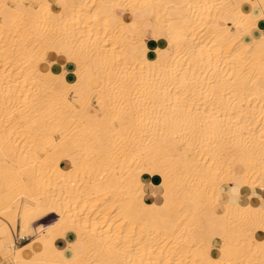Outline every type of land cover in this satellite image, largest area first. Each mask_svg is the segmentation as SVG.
<instances>
[{
	"label": "bare ground",
	"instance_id": "obj_1",
	"mask_svg": "<svg viewBox=\"0 0 264 264\" xmlns=\"http://www.w3.org/2000/svg\"><path fill=\"white\" fill-rule=\"evenodd\" d=\"M260 23L264 0H0V264H264Z\"/></svg>",
	"mask_w": 264,
	"mask_h": 264
},
{
	"label": "crops",
	"instance_id": "obj_2",
	"mask_svg": "<svg viewBox=\"0 0 264 264\" xmlns=\"http://www.w3.org/2000/svg\"><path fill=\"white\" fill-rule=\"evenodd\" d=\"M52 1L55 2V0H52ZM8 5H9V4H8ZM118 12H119V13H123L124 11H123L121 8H119V9H118ZM125 16H126V17H129V15L126 14V13H125ZM263 27H264V23H260V28L262 29ZM152 35H153L152 29H151L150 27H148V36H152ZM147 42H148V39H145L143 43H144V44H147ZM73 68H74V65H73V64H70V63L65 62L64 66H61V68H60V72L71 71ZM26 240H27V239L19 238V239L17 240V243L22 244V243H24ZM74 240H75V234L72 233V232H69V233L66 234V236H65L64 238H59V239L57 240L56 244H57L59 247H61L62 249H67V248H68V242H69V241H74ZM212 242H213L214 244H217L219 241H218L217 239H214V238H213V239H212ZM213 249H214V252L216 253V251H215V246H213Z\"/></svg>",
	"mask_w": 264,
	"mask_h": 264
},
{
	"label": "rangeland",
	"instance_id": "obj_3",
	"mask_svg": "<svg viewBox=\"0 0 264 264\" xmlns=\"http://www.w3.org/2000/svg\"><path fill=\"white\" fill-rule=\"evenodd\" d=\"M33 4L36 5L37 3H33ZM220 22H224V23H226V20H225L224 18H223V19L221 18V19H220ZM93 100H94V97H93ZM101 113H102L101 111H98V114H99V115H101ZM256 181H257V180H256ZM175 217L177 218V217H179V215H178L177 213H175ZM46 219H47V220H46ZM49 219H50V217H46V218L42 219L41 222L45 223V222H47ZM45 220H46V221H45ZM17 235H18V234H16L15 237H17ZM18 239H19V238H16V243H17V240H18ZM26 241H28V240H26ZM26 241H25V242H26ZM25 242H24V243H25ZM17 244L19 245V243H17ZM22 244H23V243H22Z\"/></svg>",
	"mask_w": 264,
	"mask_h": 264
}]
</instances>
